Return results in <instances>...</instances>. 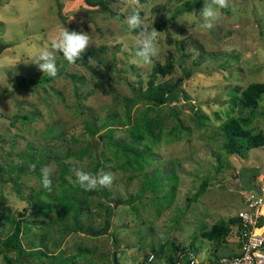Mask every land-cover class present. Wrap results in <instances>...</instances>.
I'll return each instance as SVG.
<instances>
[{
    "label": "rangeland",
    "instance_id": "rangeland-1",
    "mask_svg": "<svg viewBox=\"0 0 264 264\" xmlns=\"http://www.w3.org/2000/svg\"><path fill=\"white\" fill-rule=\"evenodd\" d=\"M61 2L59 10L56 0H0V242L21 217L24 248L42 251L21 260L1 245L0 264H114L113 252L116 264L153 257L151 264H188L174 243L192 245L198 259L233 252L238 231L230 218L247 207L244 193L264 183V143L244 156L231 153L221 124L236 117L264 133V93L254 108L237 98L264 81V0H230L210 30L199 15L203 0H139L135 8L107 0L109 9ZM134 10L160 31V55L150 66L135 56L136 33L122 26ZM62 28L87 32L92 44L75 64L57 52L58 74L48 78L30 60ZM156 63L177 86L176 98L159 103L135 94ZM18 74L42 80L16 85ZM44 166L52 169L51 190L41 182ZM74 168L115 180L105 194L84 191ZM78 197L87 200L76 215L81 230L67 229ZM107 216L104 232H88ZM220 222L225 229L210 236Z\"/></svg>",
    "mask_w": 264,
    "mask_h": 264
},
{
    "label": "trees",
    "instance_id": "trees-1",
    "mask_svg": "<svg viewBox=\"0 0 264 264\" xmlns=\"http://www.w3.org/2000/svg\"><path fill=\"white\" fill-rule=\"evenodd\" d=\"M84 2L89 6H100L103 9H109L107 0H84ZM56 3L60 10L62 6L61 0H56ZM163 70L164 68L158 63H156L153 68V78L146 82L143 91L141 89H136L135 94H137L138 96H142L147 100H154L159 103L164 102L168 99L176 98L179 94L177 86L175 84L167 83L165 80L162 79ZM41 80L42 79L40 77H25L21 74L15 76L16 85H21V86L35 85L41 82ZM263 93H264V81L251 82L246 87L240 90V93L237 96L238 102L240 103L241 106L254 108L258 104V100L261 98ZM145 128L149 133L153 132L154 123L152 122V120L147 121ZM221 131L224 136L225 148L229 152L238 154L240 156L246 155L247 149L252 147H258L264 143V133L252 132L249 128L244 127L236 117H230L226 119L221 124ZM109 135L111 134H107L104 136L106 137L108 136V138H111ZM109 141L112 144L121 146L123 148H128V149L132 148L131 142L127 143L120 140H109ZM44 154H47V151L40 153V160L38 161V165L36 167H38L39 164H41V162L43 161ZM53 158L61 160V158L58 156H53ZM95 191L101 192L102 194H105L107 192L105 188H98ZM84 204L85 205L87 204L86 199L80 197L76 199V203L72 206L74 211L73 214L75 216L74 221L70 225L69 224L65 225L67 229L72 228L71 230L73 229L81 230V226L79 225L76 219V215L79 212H81L83 208H85ZM33 205L37 208L43 207V204L40 201H34ZM22 221L23 219L21 217H17L16 219H14L13 229L5 237L1 239L0 246L1 245L4 246L6 250L8 249L15 251L18 254V257L21 260H24L25 256H36L39 255L42 251L39 248L28 249V250L24 248L20 235L22 229ZM230 221L231 222L238 221V219L237 217H234V218H230ZM108 224H109V218L107 216L104 226L92 229V231L88 230V232H93L94 234L104 232ZM224 229L225 226L223 222L214 223L211 226V229L209 230L208 234L210 236L220 234L221 231ZM173 248L175 254H177V250H180L181 252H185V253L195 252V249L192 247V245H189L188 247H184V246L180 247L179 244L174 243ZM6 258L8 262H11V259L7 255Z\"/></svg>",
    "mask_w": 264,
    "mask_h": 264
},
{
    "label": "clouds",
    "instance_id": "clouds-1",
    "mask_svg": "<svg viewBox=\"0 0 264 264\" xmlns=\"http://www.w3.org/2000/svg\"><path fill=\"white\" fill-rule=\"evenodd\" d=\"M129 7L135 8L139 0H126ZM230 7V0H203V6L199 10V15L202 17V26L205 29H212L215 27L218 20L220 10H225ZM195 11V10H194ZM178 22L185 21L191 25V21L180 18ZM122 26H126L129 32H135L134 46L136 48L135 56L145 66L152 65L160 55L159 48V33L155 27L149 29L148 25L140 15V12L134 10L128 14L122 22ZM92 44L90 36L83 31H69L62 28L59 33L50 40V47L45 48L33 56L30 62L37 66L39 71L46 74L48 77L55 78L58 74V67L56 64V53H62L63 57L69 64H75L79 60L88 47ZM17 63V62H16ZM5 65V67H14L16 65ZM28 63V62H25ZM88 63L92 66L97 65L95 58L89 57ZM102 67V66H101ZM35 164H30V170H35ZM41 182L44 188L51 190L52 186V169L48 166L41 168ZM74 175L79 186L84 191H95L98 188H108L113 184L115 177L109 172H101L100 174H93L81 169H73ZM150 258V264H151Z\"/></svg>",
    "mask_w": 264,
    "mask_h": 264
},
{
    "label": "built area",
    "instance_id": "built-area-1",
    "mask_svg": "<svg viewBox=\"0 0 264 264\" xmlns=\"http://www.w3.org/2000/svg\"><path fill=\"white\" fill-rule=\"evenodd\" d=\"M247 207H240L236 217L239 250L229 254L208 255L198 259L196 252L187 254L188 264H264V183L257 190L246 191L243 195ZM260 215L263 222H259Z\"/></svg>",
    "mask_w": 264,
    "mask_h": 264
},
{
    "label": "water",
    "instance_id": "water-1",
    "mask_svg": "<svg viewBox=\"0 0 264 264\" xmlns=\"http://www.w3.org/2000/svg\"><path fill=\"white\" fill-rule=\"evenodd\" d=\"M4 46H5V44H0V51ZM259 222H263V216L262 215H260V217H259ZM113 262H114V264H116V253L115 252H113Z\"/></svg>",
    "mask_w": 264,
    "mask_h": 264
},
{
    "label": "crops",
    "instance_id": "crops-1",
    "mask_svg": "<svg viewBox=\"0 0 264 264\" xmlns=\"http://www.w3.org/2000/svg\"><path fill=\"white\" fill-rule=\"evenodd\" d=\"M237 222L238 221H236V224H237ZM238 230V229H237ZM238 238V237H237ZM239 250V242H238V244H237V247H236V249L233 251V252H231V253H234V252H237ZM219 254H223V253H219ZM226 254V253H225ZM227 254H229V253H227ZM215 255H217V254H215Z\"/></svg>",
    "mask_w": 264,
    "mask_h": 264
},
{
    "label": "bare ground",
    "instance_id": "bare-ground-1",
    "mask_svg": "<svg viewBox=\"0 0 264 264\" xmlns=\"http://www.w3.org/2000/svg\"><path fill=\"white\" fill-rule=\"evenodd\" d=\"M262 210H263V212H264V205L262 206Z\"/></svg>",
    "mask_w": 264,
    "mask_h": 264
}]
</instances>
